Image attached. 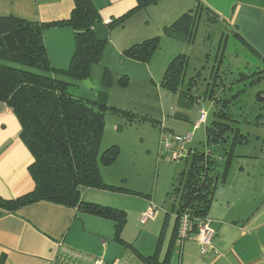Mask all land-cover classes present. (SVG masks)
<instances>
[{"label": "crops", "instance_id": "crops-1", "mask_svg": "<svg viewBox=\"0 0 264 264\" xmlns=\"http://www.w3.org/2000/svg\"><path fill=\"white\" fill-rule=\"evenodd\" d=\"M92 1L102 25L132 11L122 25L111 30L107 27V44L130 27L128 38L121 44L126 46L138 43L140 34L146 39L162 35L165 27L196 5L195 0H155L146 9L133 11L136 0ZM198 1V20L210 29L222 27L224 49L232 40L242 56L258 71L264 70V0ZM73 6L72 0H0V17L49 24L66 20ZM43 39L51 65L66 69L74 50L72 29L49 27ZM20 130L14 114L0 103V197L5 200L17 199L34 189L28 171L33 159L20 139ZM237 156L213 190L207 217L214 236L204 255L193 238L181 246L171 244L175 223L168 218L162 219L157 213L153 220L140 222L141 214L149 208L148 201L133 205L136 210L130 219L127 209L135 195L82 189V201L125 211L120 240L115 239L113 222L78 208L38 202L13 213L0 209V264H146L140 257L155 253L164 264H264V159ZM234 162L237 164L232 166ZM133 228L137 237L129 240Z\"/></svg>", "mask_w": 264, "mask_h": 264}, {"label": "trees", "instance_id": "trees-1", "mask_svg": "<svg viewBox=\"0 0 264 264\" xmlns=\"http://www.w3.org/2000/svg\"><path fill=\"white\" fill-rule=\"evenodd\" d=\"M72 1L74 6L69 17L60 22L41 24L15 17H0V103L11 110L20 125V139L33 159L28 171L34 183L33 191L22 197L12 200L0 197V209L13 213L38 202L78 208L84 213L113 222L115 239L120 240V233L126 224L125 211L81 200L82 189L135 196L140 194L105 183L100 167L114 165L119 150L112 146L100 153L104 105L69 92L72 82L89 85L90 68L101 60L107 45V40H95V30L102 25V21L93 1ZM136 1L133 11L146 9L155 2ZM195 1L194 7L197 8L198 0ZM195 8L165 27L164 36L189 41L198 25V10ZM131 12L108 24V29L122 25ZM56 26H68L73 31L74 50L66 69L51 65L43 39L44 30ZM161 39L157 36L135 43L124 50V54L138 62H150L156 55ZM185 66V56H176L164 72L162 86L175 90L184 75ZM257 70L252 74L255 76L253 83L264 77V70ZM234 99L235 96L225 98L222 108L215 110L214 120L206 128V143L213 149L208 153L194 152L192 155L190 151L187 152L186 159L190 157L187 171L177 179L174 190L178 200L172 245L177 240L183 215L187 214L194 223L192 232H195L198 222L208 218L209 204L217 182L224 179L232 160L238 157L234 152L236 146L247 142V137L239 128L233 129L228 124L233 120L224 109ZM228 141L231 143L229 150H226L223 144ZM175 148L167 152L178 151ZM140 258L146 264H164L157 260L156 253Z\"/></svg>", "mask_w": 264, "mask_h": 264}, {"label": "rangeland", "instance_id": "rangeland-1", "mask_svg": "<svg viewBox=\"0 0 264 264\" xmlns=\"http://www.w3.org/2000/svg\"><path fill=\"white\" fill-rule=\"evenodd\" d=\"M212 28L198 20L189 41L166 38L162 33L156 55L145 63L124 54L130 45L121 44L128 38L129 27L130 30L114 35L101 60L92 64L89 85L71 81V94L104 105L100 153L116 146L119 155L114 165L100 167V173L105 183L140 194L130 198L132 202L127 209L130 219L136 210L133 205L144 200L149 208H156L162 219L174 223L178 200L174 190L177 179L187 171L190 158L186 159L187 152L192 155L213 149L206 143V128L225 98L235 96L224 109L233 120L228 124L233 129L239 128L247 137L245 144L236 146L235 154L264 159V77L253 83L252 74L257 70L253 62L241 55L232 40L223 49L226 36L221 34L222 27ZM143 36L139 35L138 43L146 39ZM221 38L223 44L219 50ZM178 55L185 56L186 70L176 89L169 90L162 86V77ZM210 95L213 100L209 99ZM199 118V125L194 128ZM187 134L190 139L180 147L181 157L174 160L172 152L166 150L170 148H166L164 136ZM230 143L223 144L226 150ZM136 237L133 228L129 240Z\"/></svg>", "mask_w": 264, "mask_h": 264}, {"label": "built area", "instance_id": "built-area-1", "mask_svg": "<svg viewBox=\"0 0 264 264\" xmlns=\"http://www.w3.org/2000/svg\"><path fill=\"white\" fill-rule=\"evenodd\" d=\"M204 115L203 111L201 113L202 118ZM164 138L167 141L166 149L167 151H170L172 148L176 147L175 149L178 151H173L171 153V157L175 159H179L181 156L180 154L183 153V150H179L180 147L185 143V141H188L190 139V135H186L185 137L180 136H164ZM157 214L156 208L153 206H150V208L145 211L141 216V222L146 223L148 221H151L155 218V215ZM211 220L205 219L201 222H198L196 225L195 232H192V224H194L189 216L187 214L183 215L180 219L179 224V230L177 234V240L176 243L181 246L184 241L193 238L195 241H197L200 245L201 254L204 255L210 248L212 239L214 236V233L210 227Z\"/></svg>", "mask_w": 264, "mask_h": 264}, {"label": "water", "instance_id": "water-1", "mask_svg": "<svg viewBox=\"0 0 264 264\" xmlns=\"http://www.w3.org/2000/svg\"><path fill=\"white\" fill-rule=\"evenodd\" d=\"M107 38H108L107 24L99 26L95 30V40L98 41V42H104V41L107 40Z\"/></svg>", "mask_w": 264, "mask_h": 264}]
</instances>
